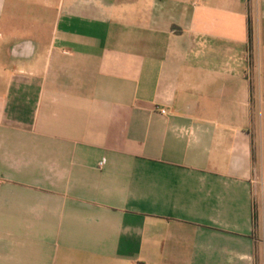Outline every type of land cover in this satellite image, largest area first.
I'll return each mask as SVG.
<instances>
[{
  "label": "crops",
  "instance_id": "0c3cea01",
  "mask_svg": "<svg viewBox=\"0 0 264 264\" xmlns=\"http://www.w3.org/2000/svg\"><path fill=\"white\" fill-rule=\"evenodd\" d=\"M0 264H264V0H0Z\"/></svg>",
  "mask_w": 264,
  "mask_h": 264
},
{
  "label": "built area",
  "instance_id": "2783aa9c",
  "mask_svg": "<svg viewBox=\"0 0 264 264\" xmlns=\"http://www.w3.org/2000/svg\"><path fill=\"white\" fill-rule=\"evenodd\" d=\"M162 113H167V111L163 109V110H162Z\"/></svg>",
  "mask_w": 264,
  "mask_h": 264
}]
</instances>
